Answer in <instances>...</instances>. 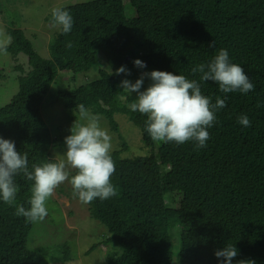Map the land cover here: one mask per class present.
Instances as JSON below:
<instances>
[{"label":"trees","instance_id":"trees-1","mask_svg":"<svg viewBox=\"0 0 264 264\" xmlns=\"http://www.w3.org/2000/svg\"><path fill=\"white\" fill-rule=\"evenodd\" d=\"M46 21L59 29L48 58L14 26L0 47L28 67L16 66L18 90L0 107V264H47L27 239L46 214L38 188L59 169L40 111L49 96L114 132L125 115L146 150L123 158L125 143L102 154L76 139L73 190L106 229L87 254L104 245L105 264H264V0H90Z\"/></svg>","mask_w":264,"mask_h":264},{"label":"rangeland","instance_id":"rangeland-1","mask_svg":"<svg viewBox=\"0 0 264 264\" xmlns=\"http://www.w3.org/2000/svg\"><path fill=\"white\" fill-rule=\"evenodd\" d=\"M87 1L90 0H0L3 9L0 14V47L11 43L6 29L14 26L23 31L42 58H48V44L59 29L57 25L47 22V17L61 6ZM18 65L28 69L24 54L20 53L13 59L11 53L0 51V107L9 104L18 90L17 78L21 76L16 68ZM89 73L91 80L97 77L96 71ZM59 74H63V77L69 75L67 72ZM81 79L78 78L77 82L80 83ZM60 80L68 81L65 78ZM58 84L59 80L55 85ZM124 89L139 100L146 98L145 89L133 85ZM53 102L54 98L47 97L40 111L56 138L50 153L59 161L58 175L55 181L45 180L38 188L37 209L45 210L46 214L33 221L27 247L39 261L47 264H105L110 247L102 245L86 253L92 244L102 239L106 229L89 217L82 190H73L74 145L76 139L83 144H97L98 152L104 154L120 149L125 143L127 148L121 155L123 158L143 156L146 150L142 147L140 131L125 115L115 114L118 132H114L101 117L89 112L72 117L71 113ZM64 245L68 247V256L71 258L66 263H62ZM178 245L174 237L172 249L177 250Z\"/></svg>","mask_w":264,"mask_h":264}]
</instances>
